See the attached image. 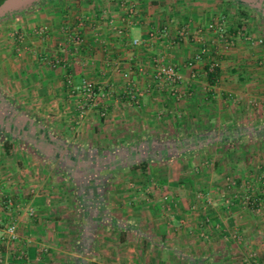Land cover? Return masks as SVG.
Listing matches in <instances>:
<instances>
[{"label": "crops", "instance_id": "1", "mask_svg": "<svg viewBox=\"0 0 264 264\" xmlns=\"http://www.w3.org/2000/svg\"><path fill=\"white\" fill-rule=\"evenodd\" d=\"M40 1L0 19V264H163L174 262L181 249L198 250L163 242L175 234L168 230L169 220L163 229H145L148 218L156 222L162 200L150 195L145 172L122 162L126 151H178L180 145L185 150L191 142L209 141L213 126L238 132L243 119L235 115L244 104L251 107L247 140L264 147V42H256L264 39V31L247 27L253 42L236 37L227 47L207 28L225 17L221 0H126L137 6L133 15L127 3L121 5L124 0ZM184 24L190 34L181 38ZM230 25L226 22L225 28ZM164 26L167 35L160 32ZM77 29L80 44L69 40ZM200 49L209 55L187 66ZM160 55L181 74V99L153 78V59ZM211 59L218 61L214 83L205 73ZM84 79L110 91L104 115L95 107L77 113L79 97L71 83ZM130 84L143 91L134 105L127 100ZM190 120L203 132L159 145L153 139L159 128L190 125ZM98 156L109 157L103 159L107 167L95 164ZM162 182L167 186L169 179ZM99 195L105 213L98 220L92 201ZM176 200L180 213L173 216L175 222L188 217L192 205L182 193ZM20 205H31L35 215L28 216ZM204 214L195 213L194 221H202ZM210 215L213 221L222 217L216 209ZM231 217L240 221L234 211ZM11 221L19 234L15 246L5 237ZM239 224L264 239L252 219ZM43 247L46 251L40 252ZM257 248L264 262V240ZM18 249L25 251L24 261H16ZM202 260L185 262L208 264Z\"/></svg>", "mask_w": 264, "mask_h": 264}, {"label": "rangeland", "instance_id": "2", "mask_svg": "<svg viewBox=\"0 0 264 264\" xmlns=\"http://www.w3.org/2000/svg\"><path fill=\"white\" fill-rule=\"evenodd\" d=\"M46 1L51 2L52 0ZM221 1L224 4V18L227 23L236 24L237 21H243L245 28L260 26V32L264 31V23H261L264 21V13L252 11L247 18H244L238 13L236 3L228 4ZM41 3L43 1H38L34 6ZM59 3L66 4L65 0H60ZM254 105L257 107L259 103H254ZM239 111L240 113L235 116L240 115L243 124H238L237 135L243 137L238 141H230L226 136L229 135V132L222 130L221 126L217 129L213 126L215 132L212 131L208 134L209 141L201 139L196 143L191 142L190 148L182 149V151L170 149L169 159L161 158L160 151H126L127 158H123V163L126 164L144 156L152 157L143 179L151 196L154 193H157L156 196L160 195L162 210L157 213L155 223L154 219L149 220V218L144 222L145 229L149 231L150 225L154 229H163L165 221L169 220L168 230L175 234L167 241L166 238H163V242L171 243L178 249L191 245L198 249L193 252L181 249L180 252H177L178 259L175 257L174 262L169 261V263L164 262L163 264H186L185 261L189 258L203 259L209 264H251L253 262L264 264L262 252L259 250L260 254H257V247H262L264 239L241 230L242 227L239 224L252 219L255 224L253 229L260 228V235L261 231H264L262 230L264 229V199H258L260 194H264V147L259 145L258 141L252 145L253 143L247 140L248 129L245 119L248 117L251 107L244 104ZM168 129L164 132L159 128L153 132V139H156L158 145L203 132V130L197 129L192 121L190 125H186V123L185 125L171 124ZM232 129L230 128L228 131L233 132ZM133 141L136 142L137 139ZM203 145L205 146L198 150ZM166 179H169V182L165 183L167 186H163L162 181ZM170 183H174L173 186ZM179 183L183 186H178ZM132 184L134 185L132 187L135 188L137 183L132 182ZM179 193H182L192 205L191 210L187 211L188 217L183 215L184 217L180 218L181 222L178 216V220L175 222L176 219L173 216L176 217L177 213H180L176 200ZM165 194L174 199L171 209H168L163 200ZM206 199H210V202H207ZM226 199H229V202H226ZM215 209L224 219L228 217L232 221L227 219L223 221L222 217L220 221H213L211 218L213 216L210 214ZM193 211L195 213L205 211L202 221H194L195 213ZM233 211L240 221H233L234 218L231 217ZM250 228L252 226H249L248 230ZM156 240L162 241L161 239ZM109 241L114 245V240L110 239ZM133 243L135 242L133 241ZM147 255L149 256V254ZM163 255L167 259L168 253H163ZM216 261H220V263Z\"/></svg>", "mask_w": 264, "mask_h": 264}, {"label": "built area", "instance_id": "3", "mask_svg": "<svg viewBox=\"0 0 264 264\" xmlns=\"http://www.w3.org/2000/svg\"><path fill=\"white\" fill-rule=\"evenodd\" d=\"M127 3L128 5V13L129 14H135L136 13V5L135 3H131L130 1L124 0L121 5H125ZM78 25L81 26L82 22H78ZM226 19L222 17L219 20L210 21L207 24V28L211 31H213L218 39L223 42L227 47L232 45L234 43V40L236 37H242L245 40H249L253 42V37L246 34V31L238 30L236 32L228 33L226 32ZM161 34L167 35L168 29L166 26L160 29ZM178 34L181 38L186 37L190 34V29L188 24H184L178 31ZM151 35H154V32L152 31ZM69 40L71 43L74 44H80L83 41L82 34L79 29L73 31L69 35ZM140 40L134 39L133 44H139ZM256 42L262 43L264 42V39L262 37L256 38ZM209 55L208 51L206 49H200L194 53V55L187 61L186 65L189 67H193L196 62L201 61L204 56ZM154 62V72H153V78L160 83L161 85L165 84V86L168 89V92L174 96L176 99L182 98V93L179 90V84L181 82V74L178 72V69L176 65L172 63L166 62L163 57L156 56L153 59ZM218 67V61L211 59L208 63V68L205 70V73L212 72L214 69ZM124 76H127V73H124ZM72 84V92H75L79 100L76 104V110L77 113L82 115L87 111L90 107L99 108L101 110V114H105V108H106V101L110 98L111 93L109 90L106 89L105 85L103 83H100L98 81L94 80H82L80 84ZM142 90L135 86V84H130L127 92V100L128 103L131 105H134L138 103L139 98L142 95ZM0 195H3L2 189L0 187ZM164 202L167 204L168 209L172 208V205L174 203V199L168 195L165 194L163 196ZM207 202H210V199H206ZM226 202H229V199H226ZM11 205V203H9ZM18 209L22 210L24 209L26 213L30 216L35 215V208L31 205H20ZM208 221V218H206ZM182 222V220H181ZM5 237L7 241L10 243H17L19 241V234L17 232V228L15 223L12 221L8 223V225L5 228ZM46 251V248L40 249V252ZM26 258L25 251L23 249H18L15 259L24 261ZM15 264V263H14ZM251 264H259L258 262H253Z\"/></svg>", "mask_w": 264, "mask_h": 264}, {"label": "trees", "instance_id": "4", "mask_svg": "<svg viewBox=\"0 0 264 264\" xmlns=\"http://www.w3.org/2000/svg\"><path fill=\"white\" fill-rule=\"evenodd\" d=\"M2 1L3 0H0V4H1ZM223 1H225L228 4L236 3L237 9H238V13L244 18H247L249 16V14L252 12L251 7H249V6L245 5V4H242V3H239V2H235L234 0H223ZM238 30H241V31L246 30L245 29V25H243V21H237L236 24L230 25V27H228L226 29V32L232 33V32H236ZM207 68H208V64L206 66V69ZM206 76H207L209 82L214 83L216 78H217V76H218V67L216 69H214V71H212V72H207ZM228 129H230V128H228ZM228 129H227V131H228ZM232 130H233V132L229 131V135H232L231 138H228L230 141H238V140H240L241 137H243V136H240V135L239 136H235V134L237 133V132L235 133L236 128L232 129ZM237 131H239V129ZM260 133H264V131L261 130ZM180 146L176 147L178 149V151L182 150V148ZM5 149L9 150V145L8 144L5 145ZM160 154H162L161 158L169 159V151H160ZM97 159L98 160L95 162V164H98L99 166L107 167L108 164L106 165L105 164L106 161H104V160H108L109 157L102 158V157L98 156ZM115 159H117V158H115ZM150 159H152V157L147 158V157L144 156V157L139 158V160H137V161H134V162L132 161V163H130V164H126V163H123V162H122V164H124V166H126L127 168L138 169V170H140L142 172H145L147 170L148 166H149ZM105 173H109V170H108V172H105ZM110 177H111V175L109 176V178ZM94 199L96 201L95 200L92 201V204L94 203L93 204V207H94L93 211H94V214H96V216L98 217V220H99V219H102V215H103V213H105V209H104V207H102L104 205V203H103V199L104 198H102L101 195H99V196H95ZM258 199H260V200L264 199V194H260ZM78 204H80V203H78ZM80 205H82V204H80ZM85 205L90 207L89 204H85ZM196 264H200V263H196ZM220 264H222V263H220Z\"/></svg>", "mask_w": 264, "mask_h": 264}, {"label": "water", "instance_id": "5", "mask_svg": "<svg viewBox=\"0 0 264 264\" xmlns=\"http://www.w3.org/2000/svg\"><path fill=\"white\" fill-rule=\"evenodd\" d=\"M40 0H3L0 4V19L16 11L24 10Z\"/></svg>", "mask_w": 264, "mask_h": 264}, {"label": "flooded vegetation", "instance_id": "6", "mask_svg": "<svg viewBox=\"0 0 264 264\" xmlns=\"http://www.w3.org/2000/svg\"><path fill=\"white\" fill-rule=\"evenodd\" d=\"M238 1L239 3L245 4L252 9L259 10L264 12V0H234Z\"/></svg>", "mask_w": 264, "mask_h": 264}]
</instances>
